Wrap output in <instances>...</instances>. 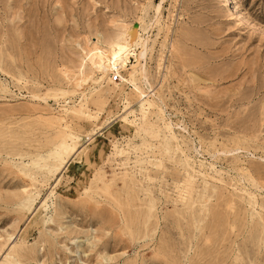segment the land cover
<instances>
[{
  "label": "rangeland",
  "instance_id": "374dc122",
  "mask_svg": "<svg viewBox=\"0 0 264 264\" xmlns=\"http://www.w3.org/2000/svg\"><path fill=\"white\" fill-rule=\"evenodd\" d=\"M0 264H264V0H0Z\"/></svg>",
  "mask_w": 264,
  "mask_h": 264
},
{
  "label": "built area",
  "instance_id": "2783aa9c",
  "mask_svg": "<svg viewBox=\"0 0 264 264\" xmlns=\"http://www.w3.org/2000/svg\"><path fill=\"white\" fill-rule=\"evenodd\" d=\"M121 73L117 72V70H113L111 72L108 73V78L109 81H111L112 83H120L122 82L120 79Z\"/></svg>",
  "mask_w": 264,
  "mask_h": 264
},
{
  "label": "bare ground",
  "instance_id": "6f19581e",
  "mask_svg": "<svg viewBox=\"0 0 264 264\" xmlns=\"http://www.w3.org/2000/svg\"><path fill=\"white\" fill-rule=\"evenodd\" d=\"M230 1V0H227V2ZM136 34V28L135 29H132L131 31V35L134 36Z\"/></svg>",
  "mask_w": 264,
  "mask_h": 264
}]
</instances>
